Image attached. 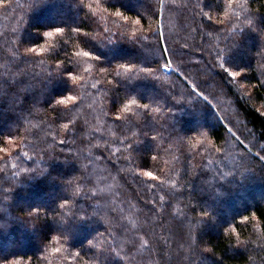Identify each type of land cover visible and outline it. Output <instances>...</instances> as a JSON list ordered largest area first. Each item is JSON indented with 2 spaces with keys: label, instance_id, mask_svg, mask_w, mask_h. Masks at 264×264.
I'll list each match as a JSON object with an SVG mask.
<instances>
[{
  "label": "trees",
  "instance_id": "trees-1",
  "mask_svg": "<svg viewBox=\"0 0 264 264\" xmlns=\"http://www.w3.org/2000/svg\"><path fill=\"white\" fill-rule=\"evenodd\" d=\"M157 2L83 0L93 11L81 0H0V148L9 150L0 152V259L17 258L22 264H264L259 34L240 24L243 0H234L231 8L228 0H205L212 21L199 14L198 0H174L170 11L139 26L115 15L123 11L134 19L150 14ZM248 7L262 10L258 23L264 25V0H248ZM56 27L65 32L43 36ZM157 28L169 37L175 55L168 70L154 74L156 79L135 78V73L122 79L113 73L106 79L114 87L98 74L94 61L83 57H75V74L82 81L73 83L57 72L66 56L80 50L98 56L103 67L124 61L137 70L156 67L163 62L152 32ZM133 31L136 42L128 38ZM37 45L45 51L25 52ZM220 49L225 67L248 71L229 77L216 58ZM89 63L91 73L84 71ZM192 84L207 101L192 91ZM66 94L77 97L67 108L56 103ZM133 96L149 108L132 106L116 120ZM156 108L160 111L153 112ZM146 171L157 179L145 176ZM65 199L69 206L60 209ZM80 205L82 219L70 215ZM94 206L100 216L107 215V224L88 215ZM32 210L40 215L28 217ZM202 211L209 215L201 217ZM190 231L197 234L198 245H190ZM145 233L151 236V252L139 240ZM93 237L90 247L87 241ZM164 241L167 254L161 261L156 249ZM131 244L135 247L129 252Z\"/></svg>",
  "mask_w": 264,
  "mask_h": 264
},
{
  "label": "snow or ice",
  "instance_id": "snow-or-ice-1",
  "mask_svg": "<svg viewBox=\"0 0 264 264\" xmlns=\"http://www.w3.org/2000/svg\"><path fill=\"white\" fill-rule=\"evenodd\" d=\"M174 3V0H168V3H165V0H158L157 4L154 6L152 12L150 14H145L143 13V16H135V18L133 19L130 15H125V13L123 11H116L115 15L117 17H121L124 21H132V23H134L135 25L139 26L142 23L145 22V20H152L154 17H161L162 15H164L166 12L171 10V6ZM81 4L83 5V7H87L90 10L95 11V9H93V5L92 4H84L83 0H81ZM228 6L229 8H231L232 6H234V0H228ZM241 9V11L243 13H245L244 19L242 21H240V24H242L244 26V28L247 29H251L252 31H255L259 34L260 40H261V52L260 55L264 56V25H260L258 23V18H259V14L261 13L262 10H253L250 9L248 7V0H243V3L238 5ZM195 7L197 9H199V14L203 17H206L208 21H212L213 20V16L210 14V11H205V0H198V3L195 5ZM228 13L225 12V16H227ZM219 23H223V21H220ZM244 28H242L241 30H244ZM73 32L79 33L80 32V28H72L70 29ZM65 32V28L63 27H56L53 28L49 31L43 32V36H47V37H52L56 34H60V33H64ZM153 34L157 37L156 43L157 46L160 49V60L163 61L162 63L158 62L156 67H140L137 70V65L130 62V61H124V62H116L114 64V66H110V67H103L100 66L99 63H97V61L100 60V58L98 56H95L91 51L89 50H80L75 52L74 57L69 58L68 56L65 57V61H62L58 66H57V72L59 75L61 76H66L71 82H78V81H82L83 77L80 75L75 74L77 72V70L79 69V64L76 61L75 57H83V58H88L91 61H94L96 63V65H98L97 67V72L98 74H101L104 77L105 83L109 84V85H113L114 87H116L117 85L114 84V82L112 80H107V76L112 75L113 73L115 74V77L118 78H122V79H127L130 77V74L135 73V78H138L141 76V74H143L142 76H150L153 78H158L156 77L154 74L156 72H159L161 70H168L171 65H172V57L175 55V50L170 48L168 46V40L169 37L165 35L164 31L157 29H152ZM85 36H89V33H84ZM129 39H132L133 41H137V36H136V31H133L131 36L128 37ZM94 39V38H93ZM144 39H147V37L145 36ZM109 43H112L116 40L111 39V38H107ZM45 51V49L41 46H32V47H26L25 48V52L26 53H36V52H43ZM225 50L220 49L217 52V60L220 63V67L223 68V71L226 72L228 74L229 77L231 78H237V77H241L242 73L245 71H248L247 69H235L232 67H225V63H224V56H225ZM87 62V61H85ZM71 65V69L68 68V66ZM262 67H264V65H262ZM93 69V64L89 63L88 67L86 69H84L85 72L91 73ZM100 83V80H97L96 83L92 84L93 88L97 87V84ZM262 84H264V81H262ZM192 91L195 92L198 96H201L205 101L208 100V97L206 95H204L203 91H197L198 85L196 84H192L191 85ZM77 99V97L75 95L72 94H66V98L65 97H60L56 99V103L57 104H61L64 105L66 108L69 105L70 102H75ZM132 106H137L143 109H148L149 108V104L148 103H139L138 100L135 98V96H133L132 98L128 99L127 102L123 103L122 107L119 108V115H117L115 117L116 120H121L124 118V114L129 113L132 109ZM153 112H159L160 109L156 108L152 110ZM107 113H105L106 115ZM63 127L65 129H67L69 127V124H64ZM135 136V133L133 134ZM145 135L147 136L148 133H145ZM201 135H203L204 137H208L209 133L207 131H202ZM153 140L156 139V137H151ZM7 143L9 145L13 144V139L11 137V135H9L8 137H6ZM61 144L64 143V141L60 142ZM135 143V141L133 142ZM133 143H129L127 145L128 149H131L133 147ZM9 150L7 148H0V152H5L7 153ZM25 156H27V153H24ZM155 157H153L154 159ZM260 161H264V156H258ZM147 173V175H146ZM145 176L155 180L157 179V177L151 172V171H146L144 173ZM76 179H79V177H77ZM69 184L72 183V181L68 182ZM79 189L76 190L77 194L79 193ZM161 200H163V197H160ZM69 206V200L65 199L62 203L59 204V208L60 209H64L66 207ZM72 207H76V205L73 203ZM112 211H115V209H112ZM26 215L28 217H32V216H39L40 213L38 210H32V211H28L26 213ZM70 215L75 216L79 219L84 218V211H83V205L79 206V210L75 213H70ZM88 215L91 216H97L99 217L100 220L103 221V223L107 224L108 220H107V215L104 216H100V213L97 211V207H93L92 211L88 213ZM199 215L201 217H207L209 215V213L207 211H202L199 213ZM61 221H63L64 223H67V220L61 216L60 217ZM244 219H247V217H244ZM4 225L0 224V227H3ZM160 226L163 227V218H161L160 221ZM235 229H231L229 230V234L231 231H234ZM104 233H98L97 236H103ZM65 237L67 239L68 234L65 233ZM147 237V239L145 238ZM97 237H93L92 239L87 241V245L90 247H94L95 245L93 244V240L96 239ZM53 239H55V237H53ZM139 240L141 242V245L146 247L147 250L149 252H151L152 246H151V236L148 233H145L144 236L139 237ZM188 240L190 245H198L199 241L197 239V234L194 235L191 231L188 233ZM166 245H167V241H164L163 243H161L158 247H157V252L158 255L160 256V260L164 261L165 256L167 254L166 252ZM236 245L243 247L244 246V242L240 241L239 239L236 240ZM135 247L134 244H131V246L129 247V252L132 251V249ZM54 252L59 253L61 251L60 248H54L53 249ZM113 251H115V249H113ZM204 251H208L211 252L212 249L211 248H206L204 249ZM117 257H119V252L115 253ZM77 256L80 255L79 252L76 253ZM123 259V258H121ZM0 264H22V261L20 259L17 258H9V259H0ZM94 264H98V262H94ZM243 264H247V261H243Z\"/></svg>",
  "mask_w": 264,
  "mask_h": 264
}]
</instances>
